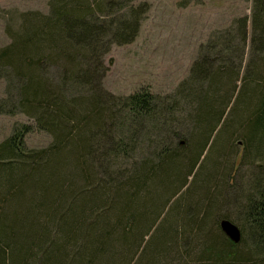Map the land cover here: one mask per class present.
Returning a JSON list of instances; mask_svg holds the SVG:
<instances>
[{
    "label": "trees",
    "instance_id": "obj_1",
    "mask_svg": "<svg viewBox=\"0 0 264 264\" xmlns=\"http://www.w3.org/2000/svg\"><path fill=\"white\" fill-rule=\"evenodd\" d=\"M255 7L251 42L261 55L264 53V0H255ZM135 12L131 7L129 16ZM44 20L28 25L25 34L3 50L0 57L14 66L19 78H27L23 90L29 105L26 109L37 113L43 128L58 133L60 147L44 162L34 161L33 154H26L20 133L1 145L0 156L5 158L0 160V197H3L0 198V264H156L159 254L176 250L179 239H184V232L193 234L194 241L205 250L180 264H189L188 260L193 261L191 264H261L255 259L264 254V176L254 187L256 196L249 198L245 208L250 240L244 230L239 243L225 236L220 228L223 218L217 219L211 234H202L201 227L222 203L218 194L221 189H214L215 195L210 192L216 178L214 173L221 172V161L228 159L226 148L218 140L224 134L230 138L239 136L238 143H243L247 156H264V60L254 62V67L252 63L251 67L248 65L241 78L254 81L243 80L238 87L242 62L238 69L231 63L232 46L219 49L225 57L223 65L214 68L207 61L195 62L190 76L194 78L193 83L201 82L204 86L206 78L212 80L196 97L200 103L195 114L197 128L191 151L185 139L176 149L164 147L157 153V162H145L135 173L120 171L106 183L99 184V179L88 185L97 175L91 161L95 164L105 160L110 167L126 153L124 134H130L132 126L124 122L109 127L106 122L114 121L119 112L131 114L142 123L148 122L160 113L162 105L147 93L128 97L126 105L118 111L110 104L107 112L97 98L80 100L77 103L81 110L88 112L86 122L67 127L77 105L68 103L69 106L65 98L53 94L34 75L43 62L39 56L42 43L48 41L74 53L79 41L87 43L84 50L103 44L108 37L117 44L128 43L137 36L139 26L122 22L114 31L109 29L102 34L96 25L95 11L74 4L58 7L55 18ZM244 21L238 32L246 42L248 33ZM228 109L232 111L231 116ZM107 128L111 129L109 133L105 132ZM136 134L133 132L131 138ZM116 138L119 141L114 147H108ZM93 145L100 148L95 149ZM208 148L215 153V158L208 157ZM207 166L206 176L200 181V173ZM194 172L196 186L185 195L182 210L175 209L157 227L171 195L182 185L186 187ZM69 176L83 178L85 188H78L74 182L67 187ZM197 193L208 198L213 194L214 198L202 206ZM146 236H149L147 240Z\"/></svg>",
    "mask_w": 264,
    "mask_h": 264
},
{
    "label": "rangeland",
    "instance_id": "obj_2",
    "mask_svg": "<svg viewBox=\"0 0 264 264\" xmlns=\"http://www.w3.org/2000/svg\"><path fill=\"white\" fill-rule=\"evenodd\" d=\"M72 4L78 8H92L98 21L96 25L101 28L102 34H106L109 29L114 31L122 22L132 23L135 27L137 25L139 30L137 36L128 43L117 44L108 37L105 42L103 40V44L90 49L91 51L84 50L87 44L85 41L78 42L74 53L63 51L48 41L42 43L39 56L43 62L34 75L45 82L53 94L65 98L67 104L77 105L76 114L70 117V123L66 126L86 122L88 112L81 110V105L77 103L80 100L97 98L107 112L110 104L115 105V111H118L126 105L128 97L147 93L154 98L155 103L162 105L160 113L151 117L148 122L137 121L131 114L124 112H119L114 121L106 122L109 127L124 122L132 126L131 133L124 134L126 153L110 167L105 160L95 164L91 161L97 175L88 185L99 179V184L106 183L107 179L117 172L121 173L120 171L135 173L137 167L145 162H157V153L164 147L176 149L185 139L189 141L190 149L197 128L195 114L200 103L196 97L199 90L210 86L212 80L206 78L204 86L201 82L197 85L193 83L194 78L190 76L195 62L207 61L214 68L223 65L225 57L219 49L232 46V56L229 57L231 63L238 69L242 62L238 87L246 79L254 81L253 78H241L248 65L251 67V63L253 65L254 62L264 60V53L260 55L258 47L251 42L255 0H0V55L25 34L28 25L53 19L58 7ZM131 7L136 9L134 16H129ZM242 20L247 23L246 42L238 32ZM4 59L0 57V148L5 141L20 133L26 154H33L34 161L50 160L53 151L60 147L58 133L43 128L37 120V113L26 109L29 105L24 100L23 90L27 78H19L14 66ZM253 70L254 68L251 69ZM233 104L234 101L231 106ZM228 112L231 116L232 111ZM139 129H144L145 132H140ZM109 130L111 129L107 128L105 132ZM133 132L137 133L136 141L131 138ZM72 133L70 132V136H73ZM238 137L230 138V135L224 134L218 140L226 148L227 151L224 152L228 159L221 161V172L218 170V173H214L216 178L210 192L214 194V189H221L218 194L222 203L213 210L209 222L201 228L202 234H211L215 231L217 219L227 218L236 223L242 232L244 230L245 237L250 240L245 208L249 198L253 194L256 196L254 187L264 176V156H247L245 148L238 143L241 140ZM117 141L118 138L111 141L108 147L113 148ZM93 146L95 149L100 148ZM207 151L209 152V148ZM209 156L215 158V153L210 151ZM4 158L0 156L1 161ZM207 170L208 166L202 171L205 175L200 173V181L204 180ZM195 174L196 172L189 177L186 187L182 185L171 195L157 227L160 224L162 226L176 212L175 209L182 210L185 195L196 186ZM69 178L65 184L67 187L74 182L78 188H85L83 178ZM218 184L222 187L219 188ZM201 194L197 193L203 201L202 206L207 205L209 199L210 203L215 195L208 198V195ZM168 196L169 193L165 197ZM184 234V239H179L176 250L170 254H159L156 264L159 260L162 264H180V261L189 257H198L205 250L204 247H199V242L194 241L196 237L193 234ZM263 255L255 260L264 264ZM187 262L191 264L193 261Z\"/></svg>",
    "mask_w": 264,
    "mask_h": 264
},
{
    "label": "water",
    "instance_id": "obj_3",
    "mask_svg": "<svg viewBox=\"0 0 264 264\" xmlns=\"http://www.w3.org/2000/svg\"><path fill=\"white\" fill-rule=\"evenodd\" d=\"M239 144L242 145L243 143L240 142ZM220 228L230 240L235 243L241 242L242 231L236 223L227 218H223L220 220Z\"/></svg>",
    "mask_w": 264,
    "mask_h": 264
}]
</instances>
